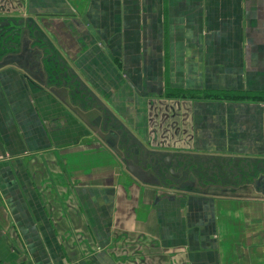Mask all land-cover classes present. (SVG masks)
Returning <instances> with one entry per match:
<instances>
[{"label":"crops","instance_id":"crops-1","mask_svg":"<svg viewBox=\"0 0 264 264\" xmlns=\"http://www.w3.org/2000/svg\"><path fill=\"white\" fill-rule=\"evenodd\" d=\"M8 14L32 26L0 67V264H264V0Z\"/></svg>","mask_w":264,"mask_h":264},{"label":"flooded vegetation","instance_id":"flooded-vegetation-1","mask_svg":"<svg viewBox=\"0 0 264 264\" xmlns=\"http://www.w3.org/2000/svg\"><path fill=\"white\" fill-rule=\"evenodd\" d=\"M21 16L22 15L19 17ZM19 17L10 14L0 16V67L21 60L20 57L26 58V56L28 57L30 54L27 49L28 40L26 30L31 25L27 22L26 18ZM21 29L25 32L23 34L22 47L19 53L15 47H18L16 44L20 41L18 35L22 33L20 32Z\"/></svg>","mask_w":264,"mask_h":264},{"label":"water","instance_id":"water-1","mask_svg":"<svg viewBox=\"0 0 264 264\" xmlns=\"http://www.w3.org/2000/svg\"><path fill=\"white\" fill-rule=\"evenodd\" d=\"M31 26H32V25H31ZM20 32H22L21 34L18 35L19 38H20V41H19L18 44H16L18 47H15V49H17V50L19 51V53H20V49H21V47H22L21 44H22L23 34H24L25 31H24L23 29H21ZM26 33H28L27 30H26ZM29 33H30V32H29ZM40 42H41L42 44L45 43V41H44L43 39H40ZM30 52H32V51H30ZM37 52H38V53H43V54L46 53V50L44 49L43 45H41L40 43H38ZM61 70H62V69H59V71H61ZM51 76L54 78V80H55L56 82H58L59 80L62 79V77H64V74L58 72L57 69L54 68V70L51 71ZM51 76H50V77H51ZM148 165H151V164H148ZM230 169H232L231 166H230ZM170 172H172V170H171ZM247 174H249V173H247ZM245 179H246V180H249L250 178H247V177H246Z\"/></svg>","mask_w":264,"mask_h":264}]
</instances>
